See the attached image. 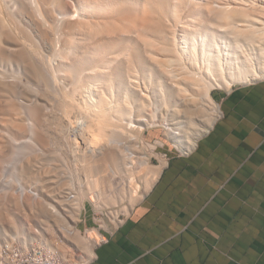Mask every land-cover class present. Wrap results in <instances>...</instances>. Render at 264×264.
<instances>
[{
  "label": "bare ground",
  "instance_id": "6f19581e",
  "mask_svg": "<svg viewBox=\"0 0 264 264\" xmlns=\"http://www.w3.org/2000/svg\"><path fill=\"white\" fill-rule=\"evenodd\" d=\"M0 63L23 66L43 85L39 93L0 76V109L7 110V119L12 114L7 128L23 130L22 113L34 120L29 141H23L31 143L28 152L49 145L56 123L54 135L70 147L82 137L77 153L86 184L108 182L110 169L132 182L123 202L114 194L88 197L118 221L167 163L159 154L161 164L152 165L151 156L138 151L146 130L164 127L174 146L188 153L222 113L214 89L264 78V0H0ZM53 103L63 108V116H48L46 105ZM10 130L4 131V157L26 151L14 146ZM76 192L68 197L77 219L86 206ZM2 205L1 200L0 217L7 220ZM65 226L84 257L66 264H88L95 255L93 237L83 236L76 224ZM11 237L31 242L17 236L0 240V264H7L1 253L6 245L11 248ZM39 243L63 254L62 245Z\"/></svg>",
  "mask_w": 264,
  "mask_h": 264
},
{
  "label": "crops",
  "instance_id": "0c3cea01",
  "mask_svg": "<svg viewBox=\"0 0 264 264\" xmlns=\"http://www.w3.org/2000/svg\"><path fill=\"white\" fill-rule=\"evenodd\" d=\"M215 97L212 128L166 160L88 264H264V78Z\"/></svg>",
  "mask_w": 264,
  "mask_h": 264
},
{
  "label": "rangeland",
  "instance_id": "374dc122",
  "mask_svg": "<svg viewBox=\"0 0 264 264\" xmlns=\"http://www.w3.org/2000/svg\"><path fill=\"white\" fill-rule=\"evenodd\" d=\"M17 65L0 63V76H10V78H13L10 80L17 79V81L19 80L30 86L31 89H37L39 93L44 92L42 88L43 85H41L38 80H33V78L28 77L25 74L26 72L23 66ZM236 84L241 83H235L234 85ZM223 90L224 89L217 88L212 91V95L218 103L219 101L215 96L219 91ZM57 93L60 95V92H56V96L59 98L60 96H58ZM20 99L23 101L25 100L24 98ZM46 106L48 107V116L51 118L64 115L63 108L58 104L53 103ZM0 110V113L2 112L0 114V134L2 133L3 135H0L2 136L0 137V149L3 147L2 145L6 144L3 137L6 135V130L8 131L10 127V133H13L14 140L17 142L14 143V146H16V148L18 146L21 152L22 149L26 150L24 151L25 153L16 152V155L14 152L9 157H4L7 154L2 151V149L0 150V201L2 200V202H4L2 211L4 210L3 214L7 217V220H3L0 217V240L3 241L8 236L22 237L33 242L47 238L44 239L45 241L41 242L50 243L56 248L62 245L63 248H60L63 251L61 258L71 263L75 261V259L80 260L84 257L81 258L83 256L81 255L82 251H80L79 248H75V245L68 240L70 238L69 235L64 233L65 231L63 228L66 229L65 225L69 223L70 225L76 224V227L81 231L80 233L83 236L88 234L87 236L91 235V237H93V250L95 252V246L97 245L96 239H100L98 229H104V227L110 226L113 224L112 221L115 220L110 216V213L108 214L107 209L106 211L101 208V206L98 208L92 205V203L88 201V197L94 194L101 195L102 193L101 197H103V195H110L109 198H111V195L114 194L117 199L123 202V200L125 201L123 196L126 194L124 189L129 188L132 182L129 181L130 183L127 184L124 175L120 174L117 170V173H115L113 169H110L106 181L110 182L112 180L113 185L111 187L108 186V182L105 181L102 185L92 186L90 183L86 184V173L82 170V161L79 158V153H77L83 150V140L81 136H77L76 138L80 143L74 141L73 147H70L68 141L66 142V140L54 135L53 130L56 124L54 123L52 124L53 127L51 125L52 130H50V133L52 137L49 145L44 146L37 144L35 147L36 150L33 148L34 150L29 149L30 152H28L27 149L31 148L29 146L31 143H27L26 141H29L27 140L29 138L28 132L34 124L33 118L27 116V114V118H24L25 114L22 113L23 116L22 119L20 118V121L22 120V123L25 125H23V130L13 129L11 126L7 128V122L10 121L12 114L10 118L7 119L9 113L6 112V110L5 112L8 114L6 117L4 116L6 119H3V113L5 114V112L3 111L4 109ZM10 112L12 113V111ZM23 131L24 133H22ZM142 136L144 138L142 146L137 142L136 146H139L137 149L140 153L147 152L151 156L150 163L152 165L161 164V155L168 161L172 157L182 156L183 154L174 146L162 126L151 127L146 130L145 134ZM24 139L26 140L25 142L29 144L28 146L23 142ZM89 146L88 144L87 147ZM73 148L74 152H72ZM56 153L58 154L56 155ZM32 191H35L37 194H34ZM74 192H76L77 197L81 194L82 199L85 200L86 206L84 210L82 209L77 219L73 216L75 210L69 206L71 200H69L68 195L69 193L74 194ZM46 209L51 210V214H49ZM56 211L60 213L63 221L61 220L59 222L56 219L58 216L53 214L56 213ZM129 212L130 211L120 212L118 218L123 219ZM104 223L106 225H104ZM49 224L51 226H49ZM89 228H92V230L89 231ZM37 234H40L41 238H39L40 236ZM1 241L0 244L2 243ZM65 243H67L66 246ZM70 256L73 257L74 260L71 259Z\"/></svg>",
  "mask_w": 264,
  "mask_h": 264
},
{
  "label": "built area",
  "instance_id": "2783aa9c",
  "mask_svg": "<svg viewBox=\"0 0 264 264\" xmlns=\"http://www.w3.org/2000/svg\"><path fill=\"white\" fill-rule=\"evenodd\" d=\"M32 192L37 194L35 191ZM98 230L100 239L97 241V244L107 240L106 236L103 235L104 229ZM44 239H40L39 241H45ZM22 241L24 240L20 238L13 239L11 237V248L7 249L9 245L3 248L4 252L1 253V260L7 264H66L60 254L55 251H50L46 246L40 244L39 241H31L28 244Z\"/></svg>",
  "mask_w": 264,
  "mask_h": 264
}]
</instances>
